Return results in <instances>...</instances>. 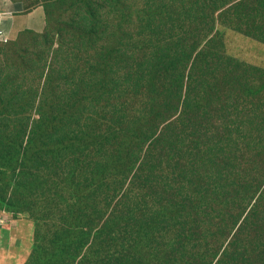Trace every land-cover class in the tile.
I'll list each match as a JSON object with an SVG mask.
<instances>
[{
	"label": "trees",
	"instance_id": "1",
	"mask_svg": "<svg viewBox=\"0 0 264 264\" xmlns=\"http://www.w3.org/2000/svg\"><path fill=\"white\" fill-rule=\"evenodd\" d=\"M37 3L44 28L0 41V208L32 223L23 264H264V67L219 26L264 42V0L17 12Z\"/></svg>",
	"mask_w": 264,
	"mask_h": 264
},
{
	"label": "rangeland",
	"instance_id": "2",
	"mask_svg": "<svg viewBox=\"0 0 264 264\" xmlns=\"http://www.w3.org/2000/svg\"><path fill=\"white\" fill-rule=\"evenodd\" d=\"M23 1V6L29 2V0ZM230 16L232 15L224 18ZM224 18L223 23H219V26L220 31L224 34L225 50L241 60L264 67V42L236 31L229 25L233 22ZM132 19L133 17L126 18L122 26L116 30V35L125 45L130 44V37L140 29L136 25L133 26L132 23L128 25ZM28 25L36 27L40 31L44 28L41 20L39 22L36 17L31 19ZM3 31L6 32V30ZM16 34L14 32L11 38H14ZM11 38L9 37V39ZM139 52L140 55L144 52L147 53V58L151 57L149 50H139ZM32 232V223L25 215L13 216L12 213L0 208V264H23L31 250Z\"/></svg>",
	"mask_w": 264,
	"mask_h": 264
},
{
	"label": "crops",
	"instance_id": "3",
	"mask_svg": "<svg viewBox=\"0 0 264 264\" xmlns=\"http://www.w3.org/2000/svg\"><path fill=\"white\" fill-rule=\"evenodd\" d=\"M23 3V0H0V29L6 30L10 38L13 37L14 32L17 33L19 30L25 27L39 30L36 27L28 25L29 21L31 19H35V17L39 20V22L41 20L43 26L45 25V14L43 7L37 3L33 5L28 11H24V13H18L17 10H22ZM28 3L29 2L25 3L24 5H27Z\"/></svg>",
	"mask_w": 264,
	"mask_h": 264
},
{
	"label": "built area",
	"instance_id": "4",
	"mask_svg": "<svg viewBox=\"0 0 264 264\" xmlns=\"http://www.w3.org/2000/svg\"><path fill=\"white\" fill-rule=\"evenodd\" d=\"M7 39H8L7 33L0 29V40L1 41H7Z\"/></svg>",
	"mask_w": 264,
	"mask_h": 264
},
{
	"label": "clouds",
	"instance_id": "5",
	"mask_svg": "<svg viewBox=\"0 0 264 264\" xmlns=\"http://www.w3.org/2000/svg\"><path fill=\"white\" fill-rule=\"evenodd\" d=\"M7 33V32H6ZM7 35H8V33H7ZM8 38H9V35H8ZM1 41V40H0ZM1 42H5V41H1Z\"/></svg>",
	"mask_w": 264,
	"mask_h": 264
}]
</instances>
